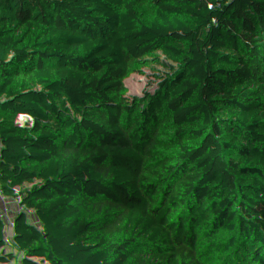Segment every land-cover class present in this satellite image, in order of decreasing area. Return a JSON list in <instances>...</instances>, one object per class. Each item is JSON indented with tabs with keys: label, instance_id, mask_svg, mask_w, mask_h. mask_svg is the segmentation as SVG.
<instances>
[{
	"label": "trees",
	"instance_id": "obj_1",
	"mask_svg": "<svg viewBox=\"0 0 264 264\" xmlns=\"http://www.w3.org/2000/svg\"><path fill=\"white\" fill-rule=\"evenodd\" d=\"M263 6L0 0V264H264Z\"/></svg>",
	"mask_w": 264,
	"mask_h": 264
},
{
	"label": "rangeland",
	"instance_id": "obj_2",
	"mask_svg": "<svg viewBox=\"0 0 264 264\" xmlns=\"http://www.w3.org/2000/svg\"><path fill=\"white\" fill-rule=\"evenodd\" d=\"M24 34H25V31L21 33L22 36H24ZM21 39H22L21 36L16 37L15 41L22 42ZM254 40L256 39H253L251 42L245 43V49H243V54H244L245 59L247 60L249 57L250 48L255 43L253 42ZM119 204L121 203L110 202V201L104 200L103 202H100L99 204L90 207L85 212V217L88 222L87 229H91L94 227H102L104 223L113 224L118 215Z\"/></svg>",
	"mask_w": 264,
	"mask_h": 264
},
{
	"label": "built area",
	"instance_id": "obj_3",
	"mask_svg": "<svg viewBox=\"0 0 264 264\" xmlns=\"http://www.w3.org/2000/svg\"><path fill=\"white\" fill-rule=\"evenodd\" d=\"M263 17H264V6H263V7H257V8H256V9L250 14V21H251V23H250V27H254V25H255L257 22H259ZM252 33H253V34H252V35H253L252 40H253V39H256V40L253 41V42H256V41L258 40V38H259V33L256 32L255 29H252ZM254 34H255V36H254ZM252 40H251V41H252ZM251 41H249V42H251ZM253 45H254V44H253ZM252 48H253V46L250 48L249 54H250ZM243 49H245V44H244ZM248 59H249V57H248Z\"/></svg>",
	"mask_w": 264,
	"mask_h": 264
}]
</instances>
